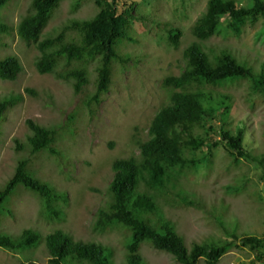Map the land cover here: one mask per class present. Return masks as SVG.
I'll use <instances>...</instances> for the list:
<instances>
[{"label": "trees", "instance_id": "1", "mask_svg": "<svg viewBox=\"0 0 264 264\" xmlns=\"http://www.w3.org/2000/svg\"><path fill=\"white\" fill-rule=\"evenodd\" d=\"M16 1L0 0V9L11 8ZM63 1L31 0L28 13L17 26L0 19V33H17L27 46H35L39 51L35 61L37 71L71 83L74 94H81L82 105L94 115L114 82L116 63L127 68L133 57L124 48L140 42L131 18L134 4L131 2L120 12L121 0H94L97 12L93 16L71 18L57 29L45 31ZM87 1L71 0L72 11H79ZM257 22L264 27V0H208L206 12L192 25L196 39L184 49L185 68L179 75H168L162 80V85L172 93L169 103L153 117L149 138L138 142V155L114 160V175L108 189L110 200L106 208L99 207L94 228L100 234L113 230L124 233L123 264H149L141 251L143 245L172 255L179 264H200L201 261L217 264L224 255L239 247L249 248L256 254L264 250V236L231 231L226 224L228 216L217 212L184 183L185 179L191 180L197 175L204 149L220 145L233 166L240 167L246 161L264 170V151L258 153L245 145V128L232 117V95L228 91L240 85L246 90L251 108L264 101V64L262 69H257L240 61L228 46L216 48L205 44L223 33L240 38L247 25ZM183 34L180 29L171 28L169 45L179 47ZM121 39L125 41L119 46ZM0 44L8 46L4 40ZM22 69L18 56L0 57V79L14 81ZM90 85H94L93 91H87ZM27 91L35 94L33 90ZM11 95L0 99V128L7 109L14 105L13 99L23 97L14 91ZM75 118L76 114H68L65 124L55 127L31 118L26 121L29 128L26 138H14L15 151L24 154L14 173L0 186V215L16 191L24 187L40 199L39 214L46 222L55 225L67 219L63 205L69 203L66 190L60 191L36 176L32 163L36 155L45 151L62 157L56 142L64 127L75 124ZM243 177L242 182L248 179ZM226 189L235 197L247 190L239 181L226 185ZM223 201L230 207L224 198ZM166 205L195 207L207 212L221 225L223 235L193 237L188 246L177 231V222L165 212ZM151 214L156 218H150ZM5 218H16L13 202ZM37 230L23 228L17 235L0 229V248L17 256V252L36 249L44 241L46 264H116L117 247L112 244L97 239L76 240L62 229L45 235ZM17 264L42 263L35 256L18 260Z\"/></svg>", "mask_w": 264, "mask_h": 264}, {"label": "rangeland", "instance_id": "2", "mask_svg": "<svg viewBox=\"0 0 264 264\" xmlns=\"http://www.w3.org/2000/svg\"><path fill=\"white\" fill-rule=\"evenodd\" d=\"M30 2L17 0L11 8H1L0 19L17 26L28 13ZM131 2L134 4L132 23L140 42L124 48L133 57L127 68L116 63L114 82L94 115H90L82 105L81 94H74L71 83L37 71L35 61L39 51L35 46H27L17 33H0V40L8 42V46L0 44V57L16 55L23 65L16 80L0 79V99L12 96L13 91L23 94L22 98L13 99L14 105L7 109L2 118L0 186L14 173L18 160L24 154L15 151L14 138H26L29 133L28 119L55 127L64 125L68 114H76L73 120L75 124L69 125L70 128L64 127L60 140L56 142L62 150V157L57 158L45 151L36 155L32 163L36 176L60 191L66 190L65 196L69 203L63 205L67 219L57 221L55 225L46 222L39 214L40 199L20 187L10 201L15 207L16 218L4 219L8 216V202L0 215V229L17 235L23 228L38 229L43 235L62 229L76 240L97 239L117 247L116 264H123L124 233L113 230L100 234L94 228L99 207L106 208L110 200L108 189L114 175L112 164L118 158L138 155V142L149 138L153 117L169 103L172 93L171 89L162 85V80L168 75H179L185 68L184 49L196 39L191 31L192 25L206 12L208 0H121L120 12ZM96 12L94 0H88L77 12L72 11L71 0H64L45 31L57 29L68 19L87 18ZM171 28H178L184 33L177 48L171 47L168 42ZM124 41L121 39L119 46ZM205 44L216 48L228 46L240 61L257 69H262L264 64V27L261 22L247 25L240 38L223 33ZM27 89L33 90L35 94ZM93 90L94 85L87 87V91ZM228 91L232 95V117L245 128V145L250 150L263 152L264 101L251 108L246 100V90L240 85ZM203 153L205 156L198 166L197 175L191 180H184L186 187L197 191L217 212L228 216L226 224L231 231L264 236L263 168L246 161L240 167L233 166L223 145L205 148ZM209 161L212 162L211 166ZM244 175L248 179L242 182ZM238 181L247 190L235 197L229 194L226 185ZM165 212L177 222V231L188 246H191L193 237L223 235L221 225L201 209L166 205ZM157 216H162V213ZM150 218L155 219L156 215L151 214ZM44 245L43 241L36 248L37 251L17 252L18 257L0 248V264H17L18 260L20 262L35 256L39 262L46 264ZM141 251L149 264H179L172 255L156 251L149 245H143ZM248 263L264 264V250L256 254L249 248H235L217 262ZM200 264L206 263L201 261Z\"/></svg>", "mask_w": 264, "mask_h": 264}]
</instances>
